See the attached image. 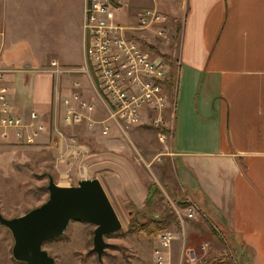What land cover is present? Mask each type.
<instances>
[{
  "label": "crops",
  "instance_id": "0c3cea01",
  "mask_svg": "<svg viewBox=\"0 0 264 264\" xmlns=\"http://www.w3.org/2000/svg\"><path fill=\"white\" fill-rule=\"evenodd\" d=\"M114 3L116 11L134 8L139 14L145 7H156L168 16L167 21L181 23L179 45L174 51L181 64L172 98L175 124L169 141L173 151L168 155L173 176L170 185L190 194L196 212L214 224L213 253L225 250L226 233L228 248L239 254L242 264H264V0ZM82 22L80 17L76 46L85 60ZM49 49L46 53L56 56L50 59L49 69H26L33 73L31 90L14 85L25 83L24 78L7 74L10 99L19 111L36 109L44 116L64 90L59 81L62 75L73 78L74 72H81L82 59L75 60L70 53L58 56ZM4 62L2 51L1 65ZM171 68L170 78H174ZM73 79L69 93L75 88L74 81H80ZM169 84L168 80L170 90ZM81 87L83 90L82 82ZM99 178L111 197L125 196L139 207L147 203L148 192L137 197L126 184L119 188L113 181L111 191ZM134 181L127 185L139 179ZM191 248L190 243L186 245L187 250Z\"/></svg>",
  "mask_w": 264,
  "mask_h": 264
},
{
  "label": "rangeland",
  "instance_id": "374dc122",
  "mask_svg": "<svg viewBox=\"0 0 264 264\" xmlns=\"http://www.w3.org/2000/svg\"><path fill=\"white\" fill-rule=\"evenodd\" d=\"M81 2L84 6L85 0ZM121 5L122 3L118 7ZM124 8L116 11L114 20L132 26L126 30L127 34L140 39L145 47L152 53L161 55L167 66L172 67L174 83L169 84L170 98H175L181 62L175 59L174 51L179 45L181 23L178 20L167 21L163 24L165 33L158 34L156 27L136 28L139 11L134 8ZM83 14L80 0H0V46L5 61L2 67L11 70L7 74L12 73L26 80L25 83L14 82L15 86H22L23 90L32 89L33 73L26 70L28 67L33 71L49 69L50 59H55L56 56L46 53L48 47L50 52L58 56L70 53L71 58L82 59V63L85 61L76 46L80 17L83 19ZM42 52L44 57L41 56ZM42 58L47 60L38 62ZM73 75L74 79H80L82 82L84 96L97 102L98 116H103L105 110L101 108L99 97L86 74L74 72ZM73 78L70 74L62 75L59 81L64 86V92L62 91L61 95L69 93ZM6 79L8 80V75ZM12 104L17 109L13 102ZM62 112V108H55L54 105L43 113L50 128L34 143L0 144V210L4 216H19L43 203L49 196L47 186L50 175L56 182L70 185L61 181L54 167L58 146L54 137L53 123L56 115L58 125L63 127ZM151 128L153 127L148 125L128 126L125 133L115 129L107 136L92 134L84 126L74 129L80 139L90 145L88 161L91 176L102 177L111 191L113 189L110 187L111 181L119 188L126 184V189L136 195L144 191L149 193L151 183L159 186L161 190L151 198L150 204L147 193V203L142 207L126 199L125 196L116 197L113 194L111 197L108 193L123 226L116 231L117 234L105 235L110 245L104 251L102 262L96 252L90 251L93 247L95 224L70 220L62 235L43 244V247L54 256L57 264H153V248L157 244L158 232L163 229L153 235L147 231L127 230L133 219L140 221L160 219L164 214H168L170 205L175 209V216L164 229H171L177 236L172 247L174 263L179 261L184 244L190 243L192 247L197 248L203 241L209 243L207 252L202 255L199 264H209L215 257L229 250L226 242L229 243L230 239L228 234L224 233L225 250L213 253L214 245L211 237L214 238L215 228L211 220L197 212L194 214L195 218L185 217L186 210L195 201L190 194L170 185L173 180L170 169L172 163L166 154H161L160 160L156 158L165 148L159 142L156 132L150 131ZM134 179V182L138 179L139 181L127 185ZM185 200L186 206L177 203ZM180 215L185 217V221L180 220ZM13 244L11 230L0 223V264H27L14 258ZM230 253L228 264H242L238 253L233 250Z\"/></svg>",
  "mask_w": 264,
  "mask_h": 264
},
{
  "label": "built area",
  "instance_id": "2783aa9c",
  "mask_svg": "<svg viewBox=\"0 0 264 264\" xmlns=\"http://www.w3.org/2000/svg\"><path fill=\"white\" fill-rule=\"evenodd\" d=\"M116 9L112 0H85L83 8L85 61L77 70L88 77L105 114L98 116L97 102L84 96L79 80L74 81L73 91L56 96L55 108L63 109V127L58 125L55 115L53 130L58 147L54 167L66 184L92 177L88 163L90 146L74 130L79 126L104 136L115 129L125 133L128 126H152L165 148L156 158L173 154L169 147L175 124V107L168 88L170 67L161 55L152 53L140 39L127 34L126 30L132 26L114 20ZM167 19L158 8L145 7L137 17L136 28L156 27V32L163 35ZM1 56L0 46V144L34 143L50 126L36 109L24 113L13 106L6 79L11 70L2 67ZM195 212L193 202L185 217H194ZM185 217L180 215V220L185 221ZM176 237L171 229L158 232L153 264H199L209 243L203 241L189 250L184 244L179 261L174 263L172 246Z\"/></svg>",
  "mask_w": 264,
  "mask_h": 264
},
{
  "label": "water",
  "instance_id": "95a60500",
  "mask_svg": "<svg viewBox=\"0 0 264 264\" xmlns=\"http://www.w3.org/2000/svg\"><path fill=\"white\" fill-rule=\"evenodd\" d=\"M47 188L48 198L24 214L6 217L0 210V223L13 234L14 258L27 264H57L43 244L62 235L74 219L95 224L90 251L102 262L110 245L105 235L120 230L123 223L100 178H81L76 184L64 185L50 175Z\"/></svg>",
  "mask_w": 264,
  "mask_h": 264
},
{
  "label": "trees",
  "instance_id": "16d2710c",
  "mask_svg": "<svg viewBox=\"0 0 264 264\" xmlns=\"http://www.w3.org/2000/svg\"><path fill=\"white\" fill-rule=\"evenodd\" d=\"M170 84H173V78L169 79ZM88 163H90L88 161ZM153 188V191H151V189ZM160 187L157 186L154 183H151L149 185V193H148V203H151V198L158 192H160ZM177 203L182 204L183 206L187 205V201H183L180 202L178 201ZM148 204V205H149ZM175 209L174 207H172L171 205L168 208V214H164L160 219H153V220H144V221H140L138 219H133V221L130 223V227L127 231L129 232H135L136 230L139 231H147L149 234H155L158 230L160 229H164L166 228L169 223L171 222V220L173 219V217L175 216ZM151 222V223H150ZM118 232H113L110 234H107L109 236L113 235V234H117ZM50 240V239H49ZM228 251L231 252V249H229ZM224 252L221 255L217 256L214 258V260H212L209 264H228L230 257H231V253L230 252ZM22 262V261H21ZM201 264V263H200Z\"/></svg>",
  "mask_w": 264,
  "mask_h": 264
}]
</instances>
